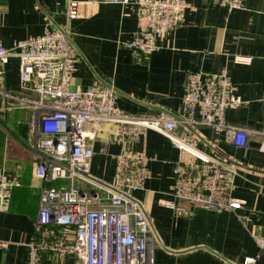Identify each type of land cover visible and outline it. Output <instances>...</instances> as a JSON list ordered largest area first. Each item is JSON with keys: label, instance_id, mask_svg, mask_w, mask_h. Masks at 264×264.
Wrapping results in <instances>:
<instances>
[{"label": "crops", "instance_id": "1", "mask_svg": "<svg viewBox=\"0 0 264 264\" xmlns=\"http://www.w3.org/2000/svg\"><path fill=\"white\" fill-rule=\"evenodd\" d=\"M78 1L81 16L69 25L78 52L73 90L113 84L119 94L118 105L128 113L180 114L190 72L227 71L243 100L241 107L226 112L227 121L259 132L246 147L239 148L225 133L198 128L201 149L239 163L234 197L243 206L236 212L194 208L189 216H178L165 203L177 200L171 185L179 151L163 135L148 131L145 150L157 160L149 164L151 176L146 189L134 192V196L147 207L157 231L154 264H244L247 256L260 254L255 236L264 235V0H248L246 9L233 11L216 0H187L190 7L184 23L164 34L160 49L145 60L135 58L125 46L142 26L135 5ZM68 2L0 0V39L4 47L42 35L46 29L66 27ZM239 56L251 61L237 63ZM5 87L14 93L36 95L31 90L21 91L17 58L6 67ZM30 118L29 110L15 109L0 98V168L11 180L18 181L11 191L8 210H0V239L9 242L7 249L0 248V264H28L24 243L30 240L39 215L43 183L35 177V162L24 149ZM105 141L106 133L94 143L91 171L112 182L121 145L110 143L104 151ZM132 146L141 150L143 142ZM254 264H264V250Z\"/></svg>", "mask_w": 264, "mask_h": 264}, {"label": "built area", "instance_id": "2", "mask_svg": "<svg viewBox=\"0 0 264 264\" xmlns=\"http://www.w3.org/2000/svg\"><path fill=\"white\" fill-rule=\"evenodd\" d=\"M104 1L137 7L142 26L125 46L139 60L160 49V38L184 23L190 7L187 0ZM216 2L233 11L246 9L248 0ZM80 5L78 0H69L68 23L62 29H46L42 35L16 41L11 48L4 47L0 39V98L15 109L30 111L24 149L35 162V177L43 183L38 219L30 240L24 243L28 264H66L67 260L73 264H154L157 231L147 207L134 196L146 189L149 164L157 160L145 150L148 131L163 135L179 151L171 185L177 200L165 203L178 216H189L194 208L236 212L243 206L234 197L239 163L201 149L198 128L225 133L239 148L259 132L227 121L226 112L243 104L227 71L190 72L180 114L128 113L118 105L113 84L73 90L78 52L69 25L81 16ZM12 58L20 63L21 91L31 90L35 96L5 87L6 67ZM236 61L246 64L251 58L239 56ZM104 133V151L110 143L121 145L112 182L91 171L94 143ZM139 142L143 149L135 150L132 145ZM17 184L0 168L1 211L8 210ZM255 239L262 252L264 235ZM8 245L0 239L1 249ZM260 254L247 256L244 264L256 263Z\"/></svg>", "mask_w": 264, "mask_h": 264}]
</instances>
